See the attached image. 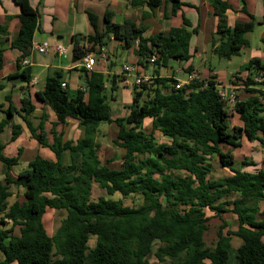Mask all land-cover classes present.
I'll return each mask as SVG.
<instances>
[{
  "label": "trees",
  "instance_id": "16d2710c",
  "mask_svg": "<svg viewBox=\"0 0 264 264\" xmlns=\"http://www.w3.org/2000/svg\"><path fill=\"white\" fill-rule=\"evenodd\" d=\"M165 1L172 4V15L183 5L182 0H148L147 5L153 12ZM14 2L21 9L20 28L10 37L8 26L0 25V72L7 49L18 50L21 55L17 71L0 80V93L6 82L29 85L34 78L31 68L23 69L21 63L32 54L41 15L29 0ZM142 4L139 0L136 5ZM212 6L219 18L211 44L214 55L225 59L240 55L251 46L246 36L255 30L256 18L251 15V22H237L231 27L227 12L233 10L232 5L214 0ZM113 15L106 13L101 31L98 17L88 13L95 34L72 37L73 62L107 48L112 39L134 50L139 67L149 66L153 56L158 58L159 69L172 61L192 59L191 39L198 30L191 29L186 18L184 26L167 34L146 36L144 25L130 19L116 23ZM86 42L93 47L86 48ZM98 46L100 51H96ZM193 70V66L185 69L188 74ZM246 71L245 80L237 76L239 73L236 77L243 80L248 95L233 107L243 125L232 130L229 108L219 95L222 84L211 76L181 87L174 76L154 78L140 88L134 86L128 114L116 119L106 89L109 82L112 92L117 89V77L85 68L80 69L83 88L75 96L67 83L63 88L62 72L48 77L45 88L35 94L44 108L38 125L31 120L37 107L30 94L24 95L20 109L6 97L8 107L0 103V135L8 127L12 129L11 142L22 135V125L13 124L18 115L31 138L49 148L55 159L38 154L14 177L11 171L19 165L23 150L9 156L0 140L4 175L0 180V264H152V256L161 264H228L233 237L242 240L235 253L236 264H264V168L244 170L258 166L247 158L238 168L234 153L244 138L264 148V82L254 81L264 72L262 60L252 58ZM48 109L56 115L49 131ZM69 120L77 121L83 129L82 139L69 140L64 130L58 131L57 127L68 126ZM146 120H151V132ZM103 122L118 127L113 142L123 150L119 167L111 166L110 159H101L96 138ZM155 132L166 141H158ZM215 159L230 175L213 179ZM94 184L109 197L120 195L135 201L125 205L121 199L109 197L94 200ZM13 187L24 190V200L18 198L10 205ZM48 210L65 213L54 235L44 221ZM209 211L213 217L208 216ZM226 214L237 218L236 230L229 229ZM212 218H219L222 224L214 245L207 246L205 236ZM92 238L96 239L93 247Z\"/></svg>",
  "mask_w": 264,
  "mask_h": 264
},
{
  "label": "crops",
  "instance_id": "0c3cea01",
  "mask_svg": "<svg viewBox=\"0 0 264 264\" xmlns=\"http://www.w3.org/2000/svg\"><path fill=\"white\" fill-rule=\"evenodd\" d=\"M29 1L31 5L39 11L40 15L43 14L44 16L42 19L40 18V26L35 34L33 46L34 44L35 45L49 44L47 41L48 39H50L53 43V44L51 43L53 45L51 46L55 57L61 58L70 55V59H71V62L70 63L67 62L66 64L57 63V64H51L50 66L48 64L46 65L38 64L36 60L37 57L35 55V53L38 51H36L33 48L32 54L28 58L29 61L31 62L30 65L27 67H24L22 65L23 69L31 68L34 76L32 82L29 85L20 83L21 86L18 85L17 82L14 85L6 82L7 87L4 89V91L0 93V103H4L6 106L5 108H7L8 103L6 102V97H11L16 107L20 109L22 98L24 97L25 94H30L33 103L37 107V109L35 110V112L31 117L32 118L31 120L35 125H38L40 118L42 117L44 112L43 105L37 100L35 94L36 92H39L45 88L49 76H56L58 72H62L65 80L64 83L68 84L69 91L72 87H75L76 91L83 88L82 81L80 78L81 67H79V62L77 63L73 62L72 37L74 35H81L83 37H87L95 34V30L90 23L88 13L95 14L98 17L99 30L101 31L104 29V23L103 25H101L100 19L102 17L104 20L105 15L108 11L114 14L113 20L116 23L121 24L126 20L130 19L136 22L137 24L144 25L148 29L147 33L145 34L146 36H152L160 32H164L165 34H167L172 28H180L184 26V22H185L184 18H186L190 23L191 29L198 30V32L194 34L191 39L190 52L193 55V58L189 62L179 63L172 61V63L171 62L169 63L168 67L165 68L163 67L160 69L156 67H152L150 65L149 66L146 65L145 67H139V74H142L144 76H149L154 79L158 77H163L164 73L169 69L170 74L166 75V77L174 76L180 82H184L187 79L179 78V75L181 74L180 71H184L185 69H188L190 66H193L194 67L193 71L197 72L200 75L201 79H208L211 76L215 78V81H217L219 84H222V86L226 87L227 89L236 88V93L237 92L240 93L239 91L240 87L237 85V83L234 80L236 74L239 73V75H241L244 79H246L247 77V76L244 77L242 74H245V72L247 74L246 66L248 65V63L245 64V66H243L241 69H239L235 74H232V77L228 85L224 84V82L221 80L220 72L214 66L211 65L209 70L206 69L205 72L204 71L201 72L199 68H197L194 64V56L196 55L201 56L203 54H207L208 56L209 52H211V56L212 57L215 56L211 44L213 41V37L216 35V32L218 30L219 18L215 15L213 10L212 4L214 0H182L183 5L175 15L171 14L172 4L167 1L164 2V5L160 9L153 12L150 10V8L147 5L148 0H142L143 1L142 5H136L137 2H139V0H29ZM226 1L229 4H231L233 7V10L227 12V21L229 26L234 27L237 22H243V23L251 22L252 21L251 15H252L256 18V25L263 26L262 38H264V24H263L264 0H226ZM103 3L105 4L103 7L99 5ZM42 10L43 12H41ZM20 13H21V9L19 8V6L15 4L14 0H1L0 25L8 26L10 37L14 36L19 31ZM201 36H203V39L208 42L205 41L206 49H204L203 52L198 53L199 45H197V42L193 44V40H196L198 37ZM246 37L249 40L248 35ZM114 43H118L120 47H124L123 43H120L119 41L112 39V41L109 43L107 48L109 49L111 46H113ZM58 45H63L66 48L67 53L65 55H59L56 52L55 48ZM85 45L86 48L93 47L92 43L86 42ZM107 48H104L103 50L106 51ZM49 51L47 53H49ZM96 51H100L99 46L96 47ZM193 51L195 52V54L193 53ZM129 52L132 53L134 56H132V58H130V60L127 61L125 64L132 63L138 65L140 59L135 55L134 50H129ZM4 55H5V64L3 70L0 72V80L2 81H4L10 74H13L17 71L16 63L21 53L18 50H12L9 48L5 51ZM254 57L260 58L264 64V52H255L252 58ZM7 62L10 64V66L9 69L6 70ZM116 62L117 61L114 57H112V54L109 55L108 53V57L106 60L99 59L96 62L93 71L100 72L104 75H107L110 78L112 77L115 78V76L121 78L123 77L122 67L124 66V64L120 65L118 62L117 63ZM185 74H187V76L189 75L186 71ZM121 80L123 83H125V85H128L127 82L131 83V81L134 80V78L127 76L126 79L123 80L121 78ZM245 97L247 96L240 97V99H243ZM47 114L49 116V121L47 122L46 126H47V130L49 131L51 128V122L56 121V115L51 109L47 110ZM233 116L234 118H237V116L239 118L238 114H235ZM13 124L22 125L23 128L22 135L19 136V138L16 141L11 142L12 129L11 127H8L5 130V132L0 135V140L6 146L5 149L6 154L8 155L9 154L8 152H11L9 156H16L19 149L23 150V155L21 157L20 163L19 165H17L21 168L14 170L13 167L11 171L12 176L17 177L19 173L27 169L30 161H32L38 154H42L43 151L46 150V148L41 146L36 140L31 138V134L28 131L23 120L20 118V116L16 115L14 117ZM242 125L243 123L240 120L237 126H242ZM57 129L59 132L64 130L65 138L69 140L77 141L79 139H82L85 135L83 129L79 128L78 122L75 120H69L68 126L66 127L59 126L57 127ZM71 129L73 130L76 129L77 132L72 133ZM50 140L52 141L51 136H50ZM247 141L248 140L244 138L242 144ZM249 143L248 146H252L253 144H256L251 142ZM29 151L31 152L34 151V154H32L31 156H27L28 154L27 152ZM262 151H263V160H264L263 147H262ZM236 152L237 149H234L235 156H236ZM50 153L52 152L49 149L48 152L46 151V154L49 157H45V156L43 157L46 159L54 160L55 159L54 153H52V156ZM22 162H25V165L21 164ZM67 163H69L68 159H67ZM236 163L238 164L237 157H236ZM257 167H259V165ZM0 169L3 171V164L1 162H0ZM244 170L251 172L255 171V170H250L248 168H245ZM223 171L225 172V170ZM226 173L227 175H230L228 171ZM17 190L18 189L14 187L11 190L13 192V196L8 200L10 205H12L19 198L17 196V192H18ZM10 200H12L13 202H10ZM263 208H264V204H263ZM234 219L237 221V218L235 216ZM237 226H238V221H237ZM229 229H231L230 226ZM236 229L237 228H232V230H236ZM232 242H233V238H232ZM241 245H242V240L240 246Z\"/></svg>",
  "mask_w": 264,
  "mask_h": 264
},
{
  "label": "rangeland",
  "instance_id": "374dc122",
  "mask_svg": "<svg viewBox=\"0 0 264 264\" xmlns=\"http://www.w3.org/2000/svg\"><path fill=\"white\" fill-rule=\"evenodd\" d=\"M99 5H101L103 7L105 4L103 3V4H99ZM41 12H43V10ZM41 16H42L41 17V19H42L44 16H43V14ZM100 22H101V25H103L104 20L102 17L100 19ZM81 26H82V24H81ZM262 30H263V26L256 25L255 30L248 34L249 40L251 41V47L245 48L241 52L240 55L233 56L231 59L219 58L217 56L212 57L211 52H209L208 56H207V54H203L201 56L196 55V56H194L195 66L197 68H199V70L201 72H203V71L205 72L206 69L209 70L211 65L214 66L220 72L221 80L224 82V84L228 85L229 81L232 77V74H235L239 69H241L243 66H245V64L249 63V61L252 59V56L255 52H264V43L262 42V37H263ZM205 41L206 40L203 39V36L198 37L196 40H193V44L197 42V45H199L198 53L203 52V50L206 49V42H208V41H206V42ZM47 42L50 45L53 44L50 39H48ZM118 49H120V50H118ZM106 51H107V54L108 53H109V55L112 54V57H114L120 65L121 64L126 65L125 63L127 61H129L130 58H132V56H134L132 53L129 52L128 49H126L124 47H120L118 43H114L113 46H111L109 49L107 48ZM34 52H36V51H34ZM193 53L195 54L194 51H193ZM35 55L37 57L36 60H37L38 64H44V65L48 64L50 66L51 64H57V63L66 64L67 62H69V63L71 62L70 55H67V56H64L61 58L55 57L53 54L52 48L49 51V53H47V54H41L39 52H36ZM129 64H132V63H129ZM9 66H10V64L7 62L6 70L9 69ZM169 72L170 71L168 69V71L165 72L166 74L164 73L163 77H166V75H169L170 74ZM180 72H181V74L179 75L180 79H188L187 74H185V70L180 71ZM240 74H242V73H240ZM242 75L244 77L247 76L246 72H245V74H242ZM121 78L124 80L127 77L123 76ZM121 78L117 77L118 86H117V89L115 91L112 92V89H111L112 82H109L107 84L108 89H106V95L108 97V103L111 107V113H112L113 119H116L119 117H124V116H126V114H128L129 107L132 105L133 100H134V95H135L134 94L135 93L134 92V86L131 84L125 85V83L122 82ZM234 78H236V77H234ZM239 78L245 80L243 77H239ZM243 80H238V78L235 79V82L240 87L239 88L240 93L237 92L239 98L248 95L245 88H244ZM131 82H134V80H132ZM17 84L20 85V83H17ZM70 93L72 95H76L77 91H76L75 87H72L70 89ZM229 112L231 114V118L229 119V124H230V130H232V128L234 126L238 125L240 120H239L238 116H237V118H234L233 115L236 114L234 112V108H230ZM145 126H146L147 130L149 132H151V130H152L151 120H146ZM71 132L74 133L77 131H76V129L75 130L71 129ZM117 133H118V127L116 124H114V123L109 124L107 122H103V123H101V125L99 127V133H98L97 138H96V141L101 146L100 156H101L102 161L106 162L107 159L112 160L111 166H113V167H119L121 165V157L123 155V150L118 148L113 142L117 137ZM155 136L157 137L158 141H160V142L166 141V139L159 132H155ZM248 143H249V141L243 143L242 146L239 149H237V152H236V157L238 158L237 167L240 168L242 166L241 161L247 158L250 161H252L253 163H257L259 165V167L256 168L254 166H249L246 168H248L250 170H256L259 168H263L264 167V165H263L264 160H263L262 146L259 143H256L253 145L251 144L252 146H248ZM249 145H250V143H249ZM46 151L48 152L49 149L46 148V150H44L43 153L40 155L45 156V157H49L46 154ZM8 153H9L8 155H10L11 152H8ZM27 153H28L27 156H31L32 154H34V151L33 152L29 151ZM52 153H50L51 156H52ZM67 158H69V155L67 156ZM21 164L25 165V162H22ZM20 168L21 167H19V166H15L14 170H17ZM223 170L224 169H222L220 167V165L218 164V160L215 159L214 171L212 174L213 179H220L221 177L227 175V173H226L227 170L225 172ZM0 179H3V171L1 169H0ZM17 191H18L17 196L19 197V200L23 201L24 200V197H23V191L24 190L18 189ZM15 192H16V190H15ZM101 196L102 197H109L105 190L101 189L97 184H94V186H93V199L98 200V198ZM109 198H113L116 200L121 199L125 205H131L135 201V199H133V198L123 199L120 195H116L114 197H109ZM10 202H13V201L10 200ZM208 216L213 217L214 214L209 211ZM64 217H65L64 212H56L53 210H48L44 219H45L46 228L51 235L55 234V232L57 231V229L60 226L61 221ZM224 217H225L226 221L228 222L231 229L237 228V221L234 219V215L226 214ZM0 219H1V216H0ZM221 224H222V222L219 218H212L211 221L209 222V230L205 236V241H206L207 246H212L216 242V240L218 238V236H217L218 230H219ZM16 233H19V228L16 229ZM95 243H96V239L92 238L90 241V246L93 247L95 245ZM232 244H233L232 245L233 246L232 256L230 257L228 264H235L236 263L237 260L234 257V254L236 253L235 251L237 250V248L240 246L241 240H239L237 237H233ZM151 263L152 264H161L154 258V256L151 257Z\"/></svg>",
  "mask_w": 264,
  "mask_h": 264
},
{
  "label": "built area",
  "instance_id": "2783aa9c",
  "mask_svg": "<svg viewBox=\"0 0 264 264\" xmlns=\"http://www.w3.org/2000/svg\"><path fill=\"white\" fill-rule=\"evenodd\" d=\"M35 49L36 51H38L41 54H46L51 48L52 46L49 44H45V45H35L32 47V49ZM56 52L59 55H65L67 53L66 48L63 45H58L55 48ZM108 57V54L105 50H101L99 53L96 52H90L87 55H85L83 57V59H81V61H79V67L81 68H85L88 71H93L96 62L100 59V60H106ZM158 58L157 56H153L150 60H149V64L152 67H157L156 62H157ZM30 61L29 59H24L22 61V65L24 67H27L30 65ZM122 75L123 76H128V77H133L134 78V82L128 83L127 84H131L133 86H137V87H141L143 84H151L153 78L149 77V76H144L142 74H139V66L136 64H126L122 67ZM242 77L241 75H237ZM237 79L234 78V80ZM201 77L200 75L195 72L192 71L189 75H188V79L184 82H180L178 87L184 86V85H189L191 83H195L196 81H201ZM254 81L257 83H262L264 82V72H260L259 74H257L254 78ZM63 88L66 87V84L63 83L62 84ZM219 95L222 98V100H224L227 104V107L233 108L235 103L239 100V97L236 93V88L234 89H227L226 87L220 86L219 87Z\"/></svg>",
  "mask_w": 264,
  "mask_h": 264
},
{
  "label": "water",
  "instance_id": "95a60500",
  "mask_svg": "<svg viewBox=\"0 0 264 264\" xmlns=\"http://www.w3.org/2000/svg\"><path fill=\"white\" fill-rule=\"evenodd\" d=\"M17 83H20V81H18Z\"/></svg>",
  "mask_w": 264,
  "mask_h": 264
}]
</instances>
